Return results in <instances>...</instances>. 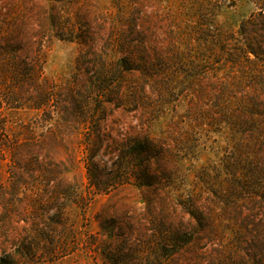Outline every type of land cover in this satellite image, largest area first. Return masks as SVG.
<instances>
[{
  "label": "rangeland",
  "instance_id": "rangeland-1",
  "mask_svg": "<svg viewBox=\"0 0 264 264\" xmlns=\"http://www.w3.org/2000/svg\"><path fill=\"white\" fill-rule=\"evenodd\" d=\"M258 10L256 0H0V264H264V123H239L249 89L236 87L247 82L241 28ZM77 15L96 36L129 32L137 20L157 64L145 94L153 110L123 101L103 118L93 98L82 103L87 116L70 102L38 112L40 49L43 78L62 93L75 76L87 79L83 46L65 35ZM201 58L219 61L229 100L199 99ZM138 80L127 77L123 94L136 96ZM141 136L166 148L151 173L171 185L135 181L127 156ZM255 169L256 180L242 178ZM246 181L247 195L236 191L246 199L232 198Z\"/></svg>",
  "mask_w": 264,
  "mask_h": 264
},
{
  "label": "trees",
  "instance_id": "trees-1",
  "mask_svg": "<svg viewBox=\"0 0 264 264\" xmlns=\"http://www.w3.org/2000/svg\"><path fill=\"white\" fill-rule=\"evenodd\" d=\"M54 1L62 2L66 0ZM256 5L259 10L247 21H244L241 28V33L246 39L245 47L241 48V50L245 53L248 63L246 67L247 82L245 83V86H236L249 89V91L245 93L246 96L244 101L240 104L242 116H239V123L244 122L248 124L251 122L249 127L253 129L256 128L255 121L258 120L256 119L257 116L263 117L262 122L264 123V0H256ZM203 17H205L204 14ZM52 19L56 27L62 26L63 18L61 15L55 14ZM78 19L80 20L81 17L78 15L74 16V22L71 24L72 27L70 28L71 31L65 32V35L70 34V37H73L70 39L77 40V42L83 46V50L78 58V67L79 69H84L86 72L87 79L85 80V83L88 82L89 84H83V82H80L77 76H75V80L70 88L67 89V93L65 94L64 91L62 93L56 86L55 82L43 78L44 59L42 57V49H40L37 52V60L35 62V66L40 67L37 73L38 100L35 104L38 112L46 111L54 101H57L64 106H67V103L70 102L74 105L73 111L75 114L79 113L82 115L83 113L87 116L86 108H84L85 106L82 103H90L93 98H96L97 100L101 99L99 100L101 106L97 109L99 113L104 111L103 118H105L106 112L108 111L106 109L113 106L120 107L121 105H124L123 101H126L125 104L135 108L143 106L146 102L147 105H145L144 108L149 111L153 110L154 107L152 108L149 102L145 100V94L150 79L152 80L155 75H158V73L155 74L153 72L155 69L154 67H157V64L153 63L150 59L151 51L147 46V34L144 31L137 30V20H130L128 23V26L130 27L129 32L125 31L123 34H115L113 33L114 30H111L110 33H105L104 36H102L101 33L96 36L88 30H84L85 26H83ZM204 19L205 18L202 20ZM76 20L77 23L75 22ZM202 24L203 31L209 30L210 26H208L207 23ZM58 35L62 36V34ZM98 37H100L102 41V44L99 47L97 44ZM172 44L176 47L177 42ZM133 49H136L138 52V58L136 60L129 57V55L132 54ZM176 50L181 51L179 49ZM110 51L119 53L121 57L113 62L111 60L112 54H110ZM176 53L178 54V52ZM251 55H253V57ZM160 56L165 57L162 54ZM152 57L156 60L157 58H162L156 57V55ZM176 58H178V56L174 59ZM128 60H133L132 64H129ZM164 60V65L168 62H173V59L171 58H165ZM218 62L219 61L217 60L208 61L207 58H201V61H199V99H204L206 97L216 99L218 96H226V99L223 98L226 101L230 99L229 95L233 93L234 90L232 86H230L231 83L225 81L223 76L219 75ZM33 69L34 68H32V70ZM163 74L159 73L162 80ZM127 77H135L139 79L136 81V96H132L128 92L126 95L123 94L124 82ZM157 83H159L160 86L162 85L161 80ZM160 86L159 90L163 92L164 90L160 88ZM147 99H149L148 96ZM219 99L222 98L219 97ZM64 109H66V107ZM5 125L6 124L0 123L1 127L6 128ZM166 154V148H164L155 138L141 136L135 140L131 155H128L127 158H132V160H129L130 167L135 170V181L138 182L140 187L145 188L153 185L164 187L171 185V180L166 182L169 179L161 177L162 175L159 172L151 173L152 163L154 161H161ZM94 155L95 154L92 153L93 157ZM258 175L262 174L259 170L256 171L255 169L246 176H242V178L255 179ZM248 183H252V181L241 182L240 186L233 185L231 187V197L237 200H242L243 198L246 199L245 194L247 195L246 192H248V189L251 187ZM252 186L255 185L253 184ZM238 188L241 189L240 193L245 194L236 193ZM256 194L249 193V195L254 197H256ZM258 195L260 194L258 193ZM179 201L185 210L194 218L200 220L202 223L206 221L204 213L197 207L195 208V204L193 207L189 199L179 198ZM262 254H264V248ZM258 263L263 264V261Z\"/></svg>",
  "mask_w": 264,
  "mask_h": 264
}]
</instances>
